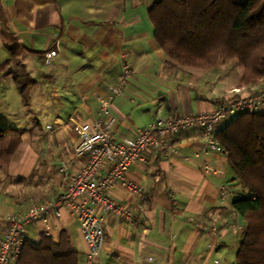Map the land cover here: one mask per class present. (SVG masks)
I'll return each instance as SVG.
<instances>
[{
  "label": "crops",
  "instance_id": "0c3cea01",
  "mask_svg": "<svg viewBox=\"0 0 264 264\" xmlns=\"http://www.w3.org/2000/svg\"><path fill=\"white\" fill-rule=\"evenodd\" d=\"M156 1L0 0V110H10L6 105L12 101L14 92L10 88L16 75L30 78L29 96L36 107L51 103L56 108L54 116L43 111L38 114L36 124L42 135L37 139L41 141L38 147L24 146L28 150L22 159L38 166L34 178L38 185L41 181L50 183L49 197L55 198L64 190L59 172L62 166L71 172L81 167L82 162L73 153L77 125L96 118L97 98L109 94L124 66H129V77L111 105V132L116 141L133 137L158 117L211 112L235 90L244 93L264 87V78L249 86L228 82L237 68L234 61H222L210 69L169 62L154 39L149 19ZM6 40H12V44ZM12 45L21 48L19 56L12 55L16 54ZM50 52L56 57L53 64L45 65L42 56ZM38 63L48 69L43 71ZM15 65L20 71L13 69ZM49 119L53 121L46 123ZM44 124L51 127L47 132L43 131ZM49 137L54 138L51 142L55 145L48 144ZM172 143L174 151L168 156L154 152L148 163L135 164L128 171V179L142 188V196L118 185L110 191L112 198L133 211L134 221L105 216L104 248L97 264L235 262L243 236L236 226H242L245 219L234 211L232 198L247 191L234 171L229 172L231 167L222 152L205 157L219 174L202 170V161L196 158L202 143L199 130L182 132ZM18 152L0 172L13 179L25 175L27 180L32 176L30 164L27 171L22 166L17 171L21 162ZM222 186L229 193L225 200L219 196ZM4 198L0 195V218L29 208H20L15 199ZM50 222L48 236L31 226L26 228L27 235L37 236L27 239L38 242L43 236L57 240L60 232H65L71 249L79 255V264H83L88 247L76 218L63 212L60 218L50 217ZM197 222L216 226L217 230L200 231Z\"/></svg>",
  "mask_w": 264,
  "mask_h": 264
},
{
  "label": "trees",
  "instance_id": "16d2710c",
  "mask_svg": "<svg viewBox=\"0 0 264 264\" xmlns=\"http://www.w3.org/2000/svg\"><path fill=\"white\" fill-rule=\"evenodd\" d=\"M149 19L154 39L169 62L210 69L222 61H235L243 69L242 86L264 78V0H157ZM14 82L26 101L30 78L16 75ZM24 133L0 128V167L10 163ZM215 138L247 191L232 198L234 211L248 222L235 264H264V113L235 117ZM79 262L68 236L60 232L57 240L27 239L16 264Z\"/></svg>",
  "mask_w": 264,
  "mask_h": 264
},
{
  "label": "built area",
  "instance_id": "2783aa9c",
  "mask_svg": "<svg viewBox=\"0 0 264 264\" xmlns=\"http://www.w3.org/2000/svg\"><path fill=\"white\" fill-rule=\"evenodd\" d=\"M55 52L43 56L42 62L51 65ZM118 83L109 88V94L98 97L99 109L92 122L77 125V143L73 153L82 163L77 171L66 166L60 168L64 190L50 201L34 204L22 213H10L0 218V264H16L27 241V227L36 226L48 236L52 230L50 217L60 218L63 212L76 218L88 251L83 264H97L104 248L105 216L124 222L134 221L133 211L111 197L110 191L121 186L127 192L142 196V188L128 179V171L138 163L146 164L150 155L161 151L165 156L174 151L173 139L189 129L199 130L202 143L196 158L202 161L205 173L217 175L205 157L221 153L216 133L235 117L263 113L264 87L247 92L235 90L229 99L222 101L213 111L200 114L177 113L163 119L156 118L145 129H138L129 139L116 141L111 132L113 120L111 105L122 93L129 77V66H124ZM222 200L229 197L228 189H219ZM197 229L215 233L216 226L196 223ZM237 228V227H236Z\"/></svg>",
  "mask_w": 264,
  "mask_h": 264
},
{
  "label": "rangeland",
  "instance_id": "374dc122",
  "mask_svg": "<svg viewBox=\"0 0 264 264\" xmlns=\"http://www.w3.org/2000/svg\"><path fill=\"white\" fill-rule=\"evenodd\" d=\"M236 1L242 2L244 0H236ZM6 41L8 43L12 44V40L11 41L6 40ZM12 46H14V45H12ZM14 47H15L14 49L16 50V55L19 56V54L22 52L21 48L18 47L17 45ZM43 56H42V58H43ZM234 64L237 66V68L235 70H233L235 72V74L233 72L232 75H230V77L227 80L230 83H234V84H237L239 86H242L241 78L243 76V69L241 66H239L237 64V62H235ZM38 66L43 71H46L48 69V67L44 66L43 63L42 64L38 63ZM2 69L5 72L6 67L3 66ZM13 69L16 71H20L18 65H15L13 67ZM193 69H195V68H193ZM24 86H25V84H24ZM48 89L51 90L50 88H48ZM10 90L11 91L13 90L14 95L10 97V98H12V101L10 102L11 104L9 103L6 105V106L9 105V107H7V108H10V110H7V111L6 110L5 111L0 110V128L25 130V133H24L23 138H22V144L17 149V151L19 150V152L17 153V157L18 158L20 157V159H21L18 161H21V162L18 164V166H16V169H17V171H19L18 169L20 168V166H22L21 169H25V171H27L29 164H30L29 173L32 176L29 177V179L25 180L26 179L25 175H17V173H19V172H17V173H15L17 175L16 178L13 179V178H10V176L3 177V174H1V172H0V195H4V197H5L4 200H9V201L11 199L13 201L16 200V202L20 208L23 205L25 207H27V206L30 207V204L31 205L32 204L33 205L34 204H41L42 200L47 199V200H45L47 202V201L52 200L53 197H49V192H50V183L49 182L41 181L40 182L41 185H38V183H36L38 181V179H35L34 177H36L35 174L38 173V168H37L38 166L35 168V166L33 167V163H31V161H28V162L22 161V159H24V156L26 155V151L28 150V149L24 148V146L30 145L33 148L35 146L38 147V145H39L38 143H40L41 140L40 139L38 140L37 138L38 137L40 138V136L42 135V133H41L42 131L36 124V122H38L36 120V117L39 116L38 114L41 111H43V113L46 112L47 116H49V117L54 116L55 114H53V113H55L56 108L53 107V105L51 103H48V104L46 103L45 107H43L44 104L42 105L41 103H39V105L41 106V109H40V108L36 107V105L33 104V98L31 96H28L27 100L24 101L22 99L21 89L19 87H17L16 84H12V89L10 88ZM47 102H49L48 99H47ZM0 106H3V104L0 103ZM51 121H53V119H49L48 121H46V123H51ZM42 127H43V131H45V132H47V130H49L51 128V127L50 128L46 127L45 124L42 125ZM52 138L53 137H49L48 144L55 145L54 143L51 142ZM23 139L25 140L24 145H23ZM10 163H11V161H10ZM10 163H8L6 166L0 167V171L6 169V167L9 166ZM228 170H229V172L232 171L231 168H228ZM58 171H59V169H58ZM243 223H244L243 225L241 224L242 226H240L239 224L236 226L237 227L236 229H238L239 231L241 230V232H243L242 235L244 234V232L246 230L248 222H247V220H244ZM34 235L29 234L28 237L30 239H32V237ZM35 236H37V235H35ZM233 264H235L234 261H233Z\"/></svg>",
  "mask_w": 264,
  "mask_h": 264
}]
</instances>
